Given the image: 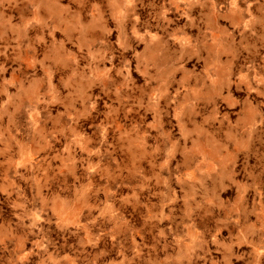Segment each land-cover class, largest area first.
Returning a JSON list of instances; mask_svg holds the SVG:
<instances>
[{"label": "rangeland", "instance_id": "374dc122", "mask_svg": "<svg viewBox=\"0 0 264 264\" xmlns=\"http://www.w3.org/2000/svg\"><path fill=\"white\" fill-rule=\"evenodd\" d=\"M0 264H264V0H0Z\"/></svg>", "mask_w": 264, "mask_h": 264}]
</instances>
